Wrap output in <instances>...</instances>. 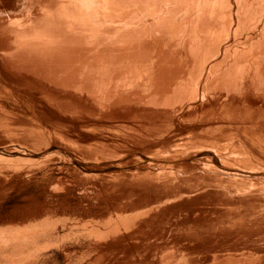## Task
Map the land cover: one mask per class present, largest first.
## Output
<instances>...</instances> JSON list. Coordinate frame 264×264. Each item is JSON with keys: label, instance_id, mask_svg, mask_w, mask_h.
Segmentation results:
<instances>
[{"label": "bare ground", "instance_id": "bare-ground-1", "mask_svg": "<svg viewBox=\"0 0 264 264\" xmlns=\"http://www.w3.org/2000/svg\"><path fill=\"white\" fill-rule=\"evenodd\" d=\"M0 264H264V0H0Z\"/></svg>", "mask_w": 264, "mask_h": 264}]
</instances>
